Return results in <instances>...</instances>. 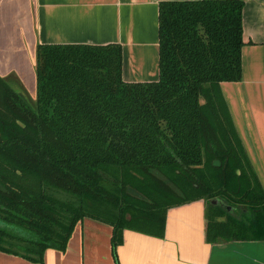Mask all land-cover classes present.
Wrapping results in <instances>:
<instances>
[{"label": "trees", "instance_id": "obj_1", "mask_svg": "<svg viewBox=\"0 0 264 264\" xmlns=\"http://www.w3.org/2000/svg\"><path fill=\"white\" fill-rule=\"evenodd\" d=\"M243 0H161L159 76L124 81L118 43H38L31 105L0 75V249L42 261L88 215L162 234L204 198L208 241L264 238V190L220 91L241 77ZM214 199H218L214 201Z\"/></svg>", "mask_w": 264, "mask_h": 264}, {"label": "crops", "instance_id": "obj_2", "mask_svg": "<svg viewBox=\"0 0 264 264\" xmlns=\"http://www.w3.org/2000/svg\"><path fill=\"white\" fill-rule=\"evenodd\" d=\"M161 0H0V75L29 104L36 97L38 43L106 44L122 48L124 81L159 76ZM241 77L220 91L249 163L264 190V0H243ZM204 198L167 208L162 234L124 227L119 264H264V238L208 241ZM112 225L85 215L63 249L42 261L0 249V264H116Z\"/></svg>", "mask_w": 264, "mask_h": 264}, {"label": "water", "instance_id": "obj_3", "mask_svg": "<svg viewBox=\"0 0 264 264\" xmlns=\"http://www.w3.org/2000/svg\"><path fill=\"white\" fill-rule=\"evenodd\" d=\"M218 199H214V201H217Z\"/></svg>", "mask_w": 264, "mask_h": 264}, {"label": "rangeland", "instance_id": "obj_4", "mask_svg": "<svg viewBox=\"0 0 264 264\" xmlns=\"http://www.w3.org/2000/svg\"><path fill=\"white\" fill-rule=\"evenodd\" d=\"M34 102V101H33Z\"/></svg>", "mask_w": 264, "mask_h": 264}]
</instances>
